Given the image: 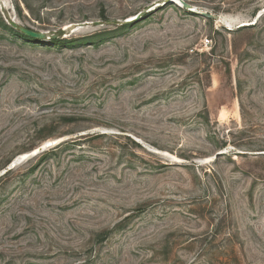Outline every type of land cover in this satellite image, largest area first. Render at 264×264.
Returning a JSON list of instances; mask_svg holds the SVG:
<instances>
[{
    "label": "rangeland",
    "instance_id": "1",
    "mask_svg": "<svg viewBox=\"0 0 264 264\" xmlns=\"http://www.w3.org/2000/svg\"><path fill=\"white\" fill-rule=\"evenodd\" d=\"M184 1L0 0V264H264V0Z\"/></svg>",
    "mask_w": 264,
    "mask_h": 264
},
{
    "label": "water",
    "instance_id": "2",
    "mask_svg": "<svg viewBox=\"0 0 264 264\" xmlns=\"http://www.w3.org/2000/svg\"><path fill=\"white\" fill-rule=\"evenodd\" d=\"M169 2L176 3L177 5L183 7L185 9H187V10H190L192 12H195L197 14H200L201 16H204L206 18H212V19H215V20H220L221 19V17L216 15V14H213V13H210V12H207V11H199V10L195 9L191 4L187 3L184 0H169ZM260 15L261 14H259L256 17V19H258V17ZM7 22H8L9 25H11L14 29L18 30L22 34H24V35H26L28 37L35 38V39H41V40L53 39V38H58L60 36H64L66 34L65 33V31H66L65 29H62V30H59V31H54V32L36 31V30L31 29V28H27V27H24V26L18 24V22H16V20L14 18L9 19ZM107 23H111V22L107 21ZM113 23H116V22H113ZM93 24H94V26H102V25H104V22L102 20H97V21L93 22ZM244 25H249V24L246 23ZM46 144H48V143H46ZM44 149H46V148H44V146H41L38 149H36L34 151H31V152H29L27 154H32L35 151H37V153H38V152H40V151H42ZM23 159H24L23 157H20L19 159L15 160L12 165L13 166L17 165L18 163L23 161Z\"/></svg>",
    "mask_w": 264,
    "mask_h": 264
},
{
    "label": "bare ground",
    "instance_id": "3",
    "mask_svg": "<svg viewBox=\"0 0 264 264\" xmlns=\"http://www.w3.org/2000/svg\"><path fill=\"white\" fill-rule=\"evenodd\" d=\"M245 21V20H244ZM220 22H223L225 25H227L229 28H232V27H234V25L236 24V23H238V21L236 20V19H230V18H226V17H221V19H220ZM241 21H239V23H240ZM250 23V22H249ZM241 25V24H240ZM236 26V25H235ZM60 140L58 139V140H53V141H47V143L48 144H46L45 146H44V148H48V147H51V146H53V145H55L56 143H58ZM37 153V151H35V152H33L32 154H26L25 153V155H23V160H26L27 158H29V157H31V156H33L34 154H36ZM22 156V155H21ZM21 162H23V161H21ZM20 162V163H21ZM13 166V165H12Z\"/></svg>",
    "mask_w": 264,
    "mask_h": 264
},
{
    "label": "trees",
    "instance_id": "4",
    "mask_svg": "<svg viewBox=\"0 0 264 264\" xmlns=\"http://www.w3.org/2000/svg\"><path fill=\"white\" fill-rule=\"evenodd\" d=\"M13 31H14V32H19V31H18V30H16V29H13ZM19 33H20V32H19Z\"/></svg>",
    "mask_w": 264,
    "mask_h": 264
}]
</instances>
